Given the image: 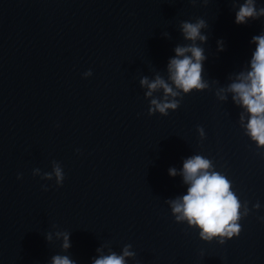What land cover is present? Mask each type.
<instances>
[{"label":"water","instance_id":"obj_1","mask_svg":"<svg viewBox=\"0 0 264 264\" xmlns=\"http://www.w3.org/2000/svg\"><path fill=\"white\" fill-rule=\"evenodd\" d=\"M233 3L0 0V264H50L56 253L90 264L97 247L125 245L135 252L127 264H264V148L244 134L231 94L216 96L250 57L264 17L236 24ZM198 17L209 25L210 86L167 116L149 115L140 78L167 75L173 49L188 43L180 22ZM196 153L225 172L251 210L223 244L176 222L168 203L187 188L168 169ZM56 163L62 186L33 176ZM64 231L66 253L56 235Z\"/></svg>","mask_w":264,"mask_h":264},{"label":"clouds","instance_id":"obj_2","mask_svg":"<svg viewBox=\"0 0 264 264\" xmlns=\"http://www.w3.org/2000/svg\"><path fill=\"white\" fill-rule=\"evenodd\" d=\"M191 2L195 5L197 0ZM232 7L236 24H248L264 17V6H259L257 0H234ZM208 27V22L202 17L181 21L179 30L188 43L177 44L173 49L175 54L168 58L166 65L167 75L156 74L154 78H140V86L145 90L144 96L149 101V115L158 112L167 116L170 111L179 108L184 96L209 88V78L204 68L208 57L202 46L208 40L204 31ZM249 43L254 45L250 57L240 71L230 75L226 86L216 91V96L225 101L229 99L228 94H231V101L241 109L239 124L244 134L257 148H264V31L254 34ZM224 47V41L218 39L217 50L223 51ZM92 74L91 69L82 73L85 78ZM197 132L201 140L206 137L203 126L198 125ZM40 173V168L32 170L33 176L54 179L57 186L63 185L65 173L59 163L54 164L51 172ZM168 173L171 176L179 173L187 186L185 193L168 201L176 222H185L198 230L200 239L207 242L216 240L223 244L240 234V221L251 211L248 201L240 200L232 181L225 172L217 169L212 159L196 153L183 160L181 169L170 167ZM21 175L18 174L17 178ZM42 187L47 190L48 186ZM261 206L259 201L252 205L254 209H260ZM258 219L264 221V217ZM56 235L62 237L60 246L66 253L72 247L71 233L64 231L57 232ZM45 238L50 241L52 234L48 233ZM130 248L131 245H125L120 252H105L102 247H97L98 255L91 259L90 264H127L126 257L135 255ZM50 264L78 262L68 254L56 253L52 255Z\"/></svg>","mask_w":264,"mask_h":264}]
</instances>
